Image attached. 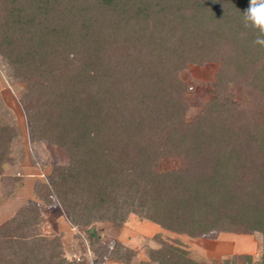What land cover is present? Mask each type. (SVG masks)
Returning <instances> with one entry per match:
<instances>
[{
	"label": "trees",
	"instance_id": "1",
	"mask_svg": "<svg viewBox=\"0 0 264 264\" xmlns=\"http://www.w3.org/2000/svg\"><path fill=\"white\" fill-rule=\"evenodd\" d=\"M248 6L249 0H0V57L26 85L31 143H47L70 159L51 168L39 200L58 204L75 227L111 221L122 228L136 215L176 236L244 231L264 242V47L244 25ZM212 62L220 65L213 90L197 86L207 97L188 119L195 85L183 72ZM15 137L0 124L1 176ZM173 159L182 166L160 168ZM39 207L26 206L0 227L2 252L12 264H80L62 258L58 239L31 236ZM87 237L98 255V233ZM49 245L56 249L47 254ZM102 248L100 260L130 264L136 255L120 244ZM188 253L167 244L150 262L204 264Z\"/></svg>",
	"mask_w": 264,
	"mask_h": 264
},
{
	"label": "rangeland",
	"instance_id": "2",
	"mask_svg": "<svg viewBox=\"0 0 264 264\" xmlns=\"http://www.w3.org/2000/svg\"><path fill=\"white\" fill-rule=\"evenodd\" d=\"M188 67L183 72V77L189 83L195 85V88L189 89V102L191 104V108L187 112V118L189 119L200 110V97H207L203 91L197 89V86L204 87L208 93L211 92L213 87L210 84L216 80L220 72V65L212 62L204 66L189 65ZM25 93L26 85L14 79L12 69L0 57V124L2 127L10 126L16 131V137L11 143L10 156L12 157L11 160L14 158V160L20 163L21 167L23 164L22 150L25 148L28 140L31 143L30 124L27 121L26 108L23 105ZM245 95L243 93L244 99ZM30 146L33 153L31 154L26 150L24 153L26 155L25 159H28L33 166H36L37 163L44 165V169H47L43 172L44 181L45 178H48L52 167L56 165L65 167V165L70 164L69 157L54 146L44 142L31 143ZM34 161L37 162L35 163ZM14 166L18 167V165ZM181 166V160L175 161L173 159L167 162L164 161L160 168L162 170H175ZM10 170L15 172L17 168L13 167ZM19 171L21 172L20 169ZM4 188L7 193H14V196L18 193L17 183L12 180L5 181ZM40 202L42 204L39 207L41 209V220H39L36 229L31 231L33 232L31 236L35 239L47 238L52 241L58 239L61 246V256L68 262L80 264H123L111 258L100 260V254L102 255L105 252L102 246L122 245L124 241L136 239L135 231L137 229H139L138 234L143 238L142 243L136 247V249H140L141 255L138 259L131 260L130 264H151L150 254L167 244L183 246L188 250V255L191 258L204 264H226V261L232 264H249L244 259L245 256H251L253 264H259L264 255L263 238L257 232L250 234L244 233V231H240L239 233L219 232L217 236L210 237V239H194L187 235H173V233L162 230L156 227L154 223L146 222L136 215L130 216L128 223L124 224L122 228H117L116 224L111 221L97 222L94 226L82 228L73 226L71 221L70 224L67 220H70L68 212L61 209L58 204L51 203L50 201L43 203L40 200ZM60 219L62 223L58 222ZM133 222L137 223L135 226L138 225L139 227L135 229L134 225H132ZM149 226H153V228H147ZM89 231H96L98 233L101 248L98 255L96 254L97 252L90 249L87 237V232L89 233ZM48 247L51 249L47 254L52 253L56 249L55 247L52 248L53 245H49ZM10 263L12 264V259L7 258V253L2 252L0 249V264Z\"/></svg>",
	"mask_w": 264,
	"mask_h": 264
},
{
	"label": "crops",
	"instance_id": "3",
	"mask_svg": "<svg viewBox=\"0 0 264 264\" xmlns=\"http://www.w3.org/2000/svg\"><path fill=\"white\" fill-rule=\"evenodd\" d=\"M29 144L31 145L30 141L28 140L25 148L22 150L23 152L22 167L20 166V163L14 160L13 158L11 163H9L3 169V175L2 176L0 175V227L7 225L9 221L14 219L17 216V214L20 213V211H22V209L25 208L26 206L42 205L39 198L37 197L38 196L37 191L41 187V185L48 183V180H46L47 178H45V181L43 180L44 178L43 172H45L47 169H44V165H41L39 163H37L36 166H33L32 164H30V161L28 159L27 160L25 159L26 155H24V153L26 150L29 151L31 154L33 153L30 149L31 146ZM34 162L36 163L37 161ZM14 165H18V167ZM13 167L17 168L15 172H13V170H10L13 169ZM19 169L21 170V172L19 171ZM11 180L17 183L18 193L16 196H14V193L12 192L7 193L6 189L4 188L5 181L8 182ZM67 220L70 223V220L69 219ZM58 222L62 223L61 219ZM136 224L137 223L134 222L132 224L134 225L135 229L139 227L138 225L135 226ZM147 228L152 229L153 226H149ZM136 231H135V236H137L136 239L127 240L124 241L123 243L121 242L123 246H126L129 249L136 252L135 257H133L132 259L133 261L140 257L141 255L140 254L141 252H139L140 249H136V247L143 241V238L140 236V234H138L139 229H137Z\"/></svg>",
	"mask_w": 264,
	"mask_h": 264
},
{
	"label": "clouds",
	"instance_id": "4",
	"mask_svg": "<svg viewBox=\"0 0 264 264\" xmlns=\"http://www.w3.org/2000/svg\"><path fill=\"white\" fill-rule=\"evenodd\" d=\"M245 27L256 32L255 45L264 47V0H249V6L243 14Z\"/></svg>",
	"mask_w": 264,
	"mask_h": 264
}]
</instances>
